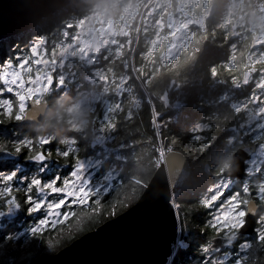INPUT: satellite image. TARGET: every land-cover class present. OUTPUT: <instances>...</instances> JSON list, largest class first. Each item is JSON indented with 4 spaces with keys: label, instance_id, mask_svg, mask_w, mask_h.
<instances>
[{
    "label": "trees",
    "instance_id": "1",
    "mask_svg": "<svg viewBox=\"0 0 264 264\" xmlns=\"http://www.w3.org/2000/svg\"><path fill=\"white\" fill-rule=\"evenodd\" d=\"M98 1L73 0L70 5L41 21V26L39 23L35 29L0 41V76L3 65L8 61L16 63L17 55L26 58L28 65L32 66L28 46L36 38L44 40L48 53L46 61H52L51 66L58 62V50L77 30L80 22H85L86 26L93 25L94 20L87 18ZM124 1L130 5V13H134L131 14L133 25L129 29L132 35L130 46L125 43L129 38V34L125 33V38L120 39L121 48L113 49L106 57L98 55L96 65L85 64L82 58H71L67 54L62 68L55 70L51 77L55 83L63 86L54 88L46 95L49 121L42 125L43 128L48 126L46 132H39L41 126L37 124H26L21 122L22 118L16 119V115L22 117V112H17L19 100L13 94L3 98L10 99L17 108L12 115H9L6 106L0 112V145L13 154L10 159H0V177L13 172L15 177L10 185L0 180V193L12 187L24 221L19 218L4 225L3 219L6 218L0 215L3 218L0 219V264H40L75 239L133 206L156 171L159 144L185 154L193 170L201 172L196 183L209 184L214 180L211 178L213 172L206 174L205 167L209 166L212 171L220 173L240 145L256 143L258 148L264 145V137H258L261 132L264 133V129L260 132L254 129L258 123L264 124V114L253 119L257 108L264 106V53H253L246 40L231 39L230 29L224 24L218 25L212 15L207 19L208 29H196L186 34L181 48L169 59L165 53L171 47L173 38L163 23L155 24L156 20L148 19V8L143 13L149 0H121L118 4ZM116 10H120L118 14L123 11L120 8ZM146 18L150 27L146 24ZM33 29L40 31L31 39ZM64 29L67 30L65 33ZM137 36L135 45L133 40ZM53 51L55 54H50ZM60 59H63L62 56ZM59 77H62L60 82ZM258 94L259 97H254ZM167 95L171 98L170 105L163 100ZM256 99L257 103L254 102ZM155 116L156 123L153 122ZM42 134L49 135L47 144L38 143L37 139ZM97 139L104 140L103 145L96 144ZM18 144L21 148L19 153L16 152ZM108 148L116 151L109 158L106 152ZM38 149L45 158L37 163L43 162L45 165L49 162L51 173L46 179L52 181L58 177V186H64L71 180V172H76L75 165L81 159H92L101 165L97 170L93 168L92 183L108 177L113 179V185L105 192V186L100 188V184L98 189L103 191L90 195L103 194L100 207L92 209L93 199L89 196L88 205L71 207L76 208L77 212L67 225L58 223L55 228H45L33 234L27 231L37 222L36 217L40 214H29L26 197L30 195L33 198L34 193L38 194L39 191L38 186L29 188L31 179L42 178L37 163L29 162L30 157L37 156ZM260 151L264 152V149ZM65 152L68 153L66 157L63 155ZM259 162L261 167L259 165L256 170L264 171V156ZM248 176L246 173L242 180H236L237 183L243 184ZM263 179L264 176L259 178L257 187L264 185ZM257 190L249 198H255ZM59 195H67V192ZM55 197L59 198L50 193L47 198ZM179 199L180 193L176 199L180 222L177 233L185 228L179 216ZM6 200V194L0 196V210L6 208ZM66 209L67 206L63 208ZM202 216L199 210L186 214L188 233L183 240L188 246L172 255L169 264H213L211 258L206 259L205 255L208 254L201 251V247L208 243L211 236L223 235L226 230L213 233L222 230L221 227L211 223V213L206 219ZM73 220L77 223H73ZM262 234L264 231L257 232L259 239L256 232L248 238L240 237L250 242L243 253H238V246L235 245L233 249L211 254L215 257L231 256L217 264H263Z\"/></svg>",
    "mask_w": 264,
    "mask_h": 264
},
{
    "label": "rangeland",
    "instance_id": "2",
    "mask_svg": "<svg viewBox=\"0 0 264 264\" xmlns=\"http://www.w3.org/2000/svg\"><path fill=\"white\" fill-rule=\"evenodd\" d=\"M121 0H99L96 5L94 6V8L91 9V12L89 13V18H87V20L89 19H93L94 21H96V24L94 25H87L85 27V29H81L80 25L82 24V21L80 22L79 27L77 28V30L71 34V36L69 37V40L64 41L63 45L61 46V48L58 50V57L59 60L58 62H56L55 64L51 65H45V66H41L38 67L35 65V62L37 61L38 58H43L44 60H47V58L45 57L48 53L46 52V48H45V43L43 39L40 38H36L35 40H33L28 48H29V55L31 57V62H32V66L28 65L27 63V59L23 58L21 55L20 56H16V63L12 62V61H8L3 65V72H2V76L7 73L8 74V82L7 83H2L3 85L0 86V90H3V98H6L7 96H9V94H13V97L16 100H19V104L23 103L24 104V110L27 108L28 106V102L30 99H33L35 97H37L36 92H37V88L39 86L37 79L39 77L40 74H43L45 76V78L47 79V81H49V79L52 77L53 73L55 70H59L62 68L63 63L62 60L60 59L63 52L65 50L68 51L69 56L71 58H75V57H79L82 58L83 62L86 64H98L97 62V56L93 55L91 53V51L89 50V39L86 37L87 31L88 30H94L96 28H99V24H100V19L101 16L103 14H105L106 16H108L106 14V11L103 10L102 6H108L111 5L112 8L114 9H123V11H121V14H118V11L120 10H116V14L114 13L113 17L110 18L108 16L109 20H113L116 23V36L115 38H113L111 40V43L109 45V47H105L103 52L101 53L102 56H107L108 52L112 51L113 49H120V45L122 44V39L125 38V33L129 34V29L131 28V26L133 25V19H132V15H134V13H130L129 11V7L130 5L128 3H126L124 1V3L122 4H118ZM148 6V4H147ZM147 6L145 7L144 11L147 9ZM206 13H208V11L205 12V14L202 16L201 20H200V31H205L207 28L206 24H207V15ZM47 19L43 18L41 21ZM140 20H141V16H140ZM148 19L146 18V24L148 25ZM45 24H43L42 26H44ZM162 25V23H161ZM41 26V22L40 25ZM37 26V27H39ZM150 27V24H149ZM36 28V27H35ZM34 28V29H35ZM187 28L189 27H184L183 28V35H181V30L182 29H178L173 35L172 38L174 37H180L179 39H172V45L171 47H169L165 53V56L167 58H171L175 55V52H177L183 43V39L186 38V31ZM34 29L30 32V37L31 39H33L37 34L38 31H34ZM67 30L64 29L63 33H65ZM143 31L145 32V28H143ZM138 35V31L136 32ZM69 34V33H68ZM132 35L129 34V38L128 40L125 42L126 45H128V47L131 44L132 41ZM81 38L82 39V43L79 46H75L74 45V40L75 38ZM122 38V39H121ZM121 39V40H120ZM138 40V36L133 40V43L136 45V41ZM154 44L159 43V41H152ZM135 45L133 47V50L135 49ZM233 48V46H231V49ZM32 49H35V51H32ZM50 54H55V51H53ZM104 57V58H105ZM106 59V58H105ZM1 70V67H0ZM12 73H17L18 75L16 77L12 76ZM62 80V77H59V82ZM263 83H264V79H263ZM58 84L59 83H55V86L53 85L50 89H54V88H58ZM13 87L11 88L13 91L12 92H8L6 89H8L9 87ZM47 86V85H46ZM44 91H45V87H44ZM14 92V93H13ZM50 92V91H49ZM15 93H20L21 95H23L25 97V99L23 101H21L19 99V97L17 95H15ZM147 95V100L149 102H151L150 96L148 94ZM254 97H259V94L254 96ZM10 100V99H9ZM164 102L167 105H170V95L166 96L165 99H163ZM140 103V102H139ZM138 103V104H139ZM174 103H177L176 101H174ZM177 106V105H175ZM5 106L3 107V110ZM17 112L21 113V115L23 114V111L19 110V107L17 108ZM48 114V113H47ZM261 115L264 114V106L263 107H259L257 108V111L254 113L253 115V119H256L257 117H259ZM156 116L154 117V123H156ZM48 119H47V115L45 116L44 119V123L38 126H41L38 128V131L40 132H46L48 126H45L43 128L42 125H44L46 122L48 123ZM260 122L258 123V125H256L254 127V129H256L257 131H261L264 129V124ZM258 137L260 139H262L264 137V133L261 132ZM49 135H40V137L37 139L39 144H43V141H48L49 139ZM96 144H100L103 145L104 140L101 139H97L95 140ZM47 144V143H46ZM44 144V145H46ZM264 147V145H260L258 148L257 153L250 159L247 161L246 165V173L249 175L248 178L245 180V182L243 184H238L237 181L235 179H231L228 177H224L222 175V172L220 170V173L217 170H211L209 166L205 167V173L209 174L212 173V177L214 178V180H212L211 184L206 183V182H197V178L199 177V173L201 174L200 171H196L195 169L193 170L192 168V175L190 176V178L188 179V181L185 183V185L182 187V189L180 190V211H179V216L180 219L182 220L183 224H184V230L178 231V235H177V241L175 243V247L173 250V254L174 255L178 250H184L187 248V243L185 242V240H183L184 236L187 235L188 233V221H187V217L186 214L187 213H197L198 210L199 212L202 211V217L203 219H206L209 217L210 213H211V223L215 224L217 223L219 227H221L222 230L219 231H213L218 233V232H223V230H226L225 234L223 233L224 236H230L233 234H237V232H234L233 230L237 231L238 228L241 226V224L244 221V216L246 213V204L250 199H254L257 203L258 206H260V212L257 215V226H256V236L259 239L260 236L257 235V232L260 231H264V185H260L261 187H257L258 182L260 181L259 178L264 176V171L261 170H256L258 168V166L261 164L259 161H261V157L264 156V152L260 151L261 147ZM169 150H173L171 148L166 149L164 148V146L160 145L158 146V159H157V166L159 164H161V161L163 160V158L165 157L167 151ZM38 152H42L41 150L38 149ZM38 152L36 154H38ZM107 157H111L112 154L116 153L114 148H108L107 149ZM36 155H33L32 157L29 158V162L31 163H37L38 161H36L35 158ZM259 159V160H258ZM43 162H39L37 163V168L39 169V171H41L42 173V178L40 179L43 182V186L42 189L37 191L38 194L34 193L33 196V204H35V202H37L36 200H38L39 202H41L42 207L35 212H38V214H40L39 216H37V222L34 223L31 227H41L42 229L45 228H49V227H57L58 223L62 226L67 225L74 217V214L77 212L76 208H72L73 205H88V201H89V196L90 195H97L98 192L101 190L98 189L99 185L100 188H103V186H105L104 191L107 192L108 190H110V188L113 185V179L112 178H103L101 181H95L94 183L91 182V179L93 177L94 174V169L96 170L99 169V167L101 166L98 161H94L92 159H81L75 166L77 168H80L82 166L85 167V169H83L82 173H79L78 171H74L71 172V180L66 182L64 184V186H58L55 183V187L58 189V191L53 192L51 189H46L44 187V185L48 182H50L49 180L46 179V177L51 173V170L48 169L49 166V162H47L45 165L42 164ZM48 164V165H47ZM227 167L230 165V161H228ZM227 167H223V170H225V168ZM261 167V165H260ZM259 167V169H260ZM114 168V167H113ZM92 169V170H91ZM84 171V172H83ZM74 173V174H73ZM203 174V173H202ZM80 176H82L84 179L83 181H79ZM107 176V175H106ZM44 179V180H43ZM54 181V180H52ZM262 182H264V179L262 180ZM91 183V184H90ZM257 183V184H256ZM37 187V186H36ZM35 187V188H36ZM198 188V190L196 189ZM258 189V190H257ZM61 190H65L67 193L71 192L72 195L68 197V195H64V196H60V192ZM257 190V192L255 193V198L251 197L249 198L252 194H254V192ZM103 191V189L101 190ZM53 193L54 196L58 195L59 198L55 197V198H47L49 197V194ZM103 195V194H101ZM101 195L99 196H90L93 200H91V206L92 209L94 207H100L102 205L101 203ZM213 197H216V199H213ZM258 198V199H256ZM61 200L64 201V203L60 206V207H54L53 205L58 204ZM204 201H209L208 204H204ZM19 205V203H17ZM177 207H179L178 202L176 201ZM68 207V209L63 210L64 207ZM29 204L28 207L29 208ZM8 212H9V217L6 219H3L0 217V219L5 220V222L3 223L4 225H7L9 223H11L12 221H17V219L20 218V220H23L20 216V205L19 207H13L11 209V211H9L8 209V205L5 208ZM211 210V211H210ZM241 213H243V215H241ZM31 214V213H29ZM176 215L178 216V212L176 210ZM28 216V214H27ZM32 216H36L34 215V213H32ZM65 216L67 217V219H65ZM198 218H199V213L197 214ZM35 217L33 218V220L36 219ZM41 220H45L46 223H44L42 226L40 225V221ZM73 223L77 221L73 220ZM179 220H178V228L180 227L179 224ZM2 224V223H1ZM233 225H237L236 227H233ZM259 225V228H258ZM21 226V225H20ZM208 226V225H207ZM24 227V226H23ZM21 228V232H24V228ZM210 229H212V227L208 226ZM30 229H28L27 232L32 233L30 231ZM220 229V228H219ZM218 230V229H217ZM231 232V233H230ZM234 232V233H232ZM241 237H246L248 238V235H244ZM208 241V240H207ZM241 243V244H239ZM249 241L248 240H238V243L236 244V246H238V253H243L245 250H247L248 246H249ZM207 244H205L204 247H201V251L204 250L206 254V259L207 258H211V261H213V264H217V262H224L225 259L230 258V255H226V256H214L213 254L218 252V251H214V252H207ZM210 253V255H209ZM213 253V254H211ZM217 259V261H216ZM171 259H169L167 261V264H169V261Z\"/></svg>",
    "mask_w": 264,
    "mask_h": 264
},
{
    "label": "water",
    "instance_id": "3",
    "mask_svg": "<svg viewBox=\"0 0 264 264\" xmlns=\"http://www.w3.org/2000/svg\"><path fill=\"white\" fill-rule=\"evenodd\" d=\"M73 0H0V41L39 25L43 18L68 6ZM209 12L212 16L214 8ZM106 14L113 15L111 11ZM209 16V15H208ZM209 16V17H210ZM91 24L93 21L90 22ZM86 23L83 22L82 29ZM108 32L115 33V24L109 23ZM89 50L95 56L110 44L106 40L102 44L99 33L88 34ZM82 43L81 38H75L74 45ZM263 41L251 44L250 49H256ZM67 50L62 54L66 60ZM52 61L38 58V67L51 65ZM45 77L40 74L36 95L44 94ZM55 83L54 78L47 81L46 89ZM62 87L60 83L58 85ZM264 87V84H263ZM258 102V99L254 101ZM48 102H38L31 99L28 109L24 111L22 123L41 125L48 113ZM165 148V147H164ZM261 149H264L262 147ZM256 143H246L237 147L230 159V165L223 170L224 177L242 180L246 176V162L257 152ZM13 156L8 150L0 151V159H10ZM37 161H41L35 157ZM44 160V159H43ZM42 160V161H43ZM84 168H76L82 171ZM192 174V167L185 154L178 150L167 151L164 159L156 168L154 175L137 202L116 217L104 222L95 230L90 231L72 241L57 253L43 260L40 264H167L172 256L177 241L178 217L176 215L177 195ZM83 177L79 178L82 181ZM41 184L38 189H41ZM66 194L65 191L60 192ZM67 195H71L68 192ZM260 208L254 199L246 204L244 221L233 236L214 235L208 240V251H226L233 249L240 236H251L256 232L257 215ZM9 213L0 210L1 216ZM264 264V263H263Z\"/></svg>",
    "mask_w": 264,
    "mask_h": 264
},
{
    "label": "flooded vegetation",
    "instance_id": "4",
    "mask_svg": "<svg viewBox=\"0 0 264 264\" xmlns=\"http://www.w3.org/2000/svg\"><path fill=\"white\" fill-rule=\"evenodd\" d=\"M229 4L233 6L238 5L239 7L236 11L225 12L224 16L221 18H217L214 10L213 16L215 17L213 19L215 20V22L217 21L218 25L224 24L226 25L227 28L230 29L231 39L238 41L241 40L248 41L249 49L254 41L255 43H259L263 41L264 0H229ZM147 8H148V17H149L148 19L150 21L156 20L155 24H159V25L163 23L164 26H166L167 29L169 30L171 36L178 29H182L181 30L182 32L180 34L181 37V35H183V28L185 26L189 27L187 28L186 34L192 33L196 29H200V20L206 11L209 12V10L212 8V5L206 4L205 0H149ZM107 15L109 16V14ZM108 16L103 14L100 19L99 28H96L94 30H88L86 37L88 34L92 35L93 33L96 32L99 33L100 37L102 38V44L106 40H109L111 43V40L116 36V23L113 20H109ZM113 16L114 15H110L109 17L112 18ZM111 22L115 24V33L113 35H110L107 29L109 23ZM94 24L95 21L93 25ZM180 37L177 38L174 37L173 39H179ZM234 42L236 43V41ZM109 45L107 47H109ZM104 48L101 50V53L103 52ZM251 51L253 53H259L261 55L264 53V45L261 44L259 47ZM62 61L64 62V59H62ZM62 70H64V67ZM46 85H47V79L45 80V83L43 85V87H45L43 96L42 97L37 96L33 99H36V101L38 102H42V101L47 102L46 95L48 94L49 91L52 92L53 89H49V90L46 89ZM26 109H28V106ZM23 115L24 112L22 114V117ZM4 210L6 209L4 208ZM4 217L8 218L9 214ZM12 222H16V221L14 220Z\"/></svg>",
    "mask_w": 264,
    "mask_h": 264
},
{
    "label": "snow or ice",
    "instance_id": "5",
    "mask_svg": "<svg viewBox=\"0 0 264 264\" xmlns=\"http://www.w3.org/2000/svg\"><path fill=\"white\" fill-rule=\"evenodd\" d=\"M32 51H35V49H32ZM17 75H18L17 73H12L13 77H16ZM7 82H8V74L5 73L3 76H0V83H7ZM6 90L8 92H12L13 91L11 88H8ZM15 95H17L21 101H23L25 99V97L23 95H21L20 93H15ZM2 97H3V90H0V112H2L3 111V107L6 106L9 109V115H12V113L16 110L17 105H14L11 100L2 99ZM18 107H19L20 111L24 110V104L23 103L19 104ZM21 118L22 117L20 115H16V119H21ZM43 143H48V142L47 141H43ZM0 150H4L2 145H0ZM20 150H21V148H20V145L18 144L17 147H16V152L19 153ZM63 155L66 157L68 155V153L65 152V153H63ZM37 158L42 161L45 158L43 152L38 153L37 154ZM14 177H15V173L13 172V173H10V174H7V175H3L2 177H0V180H2L3 182H8L9 185H10V182L14 179ZM58 179L59 178L57 177L56 180H58ZM56 180L46 183L44 185V187L46 189H51L53 192L58 191V189L55 187ZM40 184H41V180L39 178H33V179L30 180L29 188L39 186ZM4 194H6V196H7L6 203L8 205L9 211H11V209L13 207H19V205L17 204L16 199H15L13 193H12V187L11 186L5 188L3 190V193H0V196H3ZM213 199H216V197H213ZM26 203L30 205V207L27 209L29 213L38 211L42 207V204L39 201H37V202H35V204H33V198L30 195H28L26 197ZM63 203H64V201L61 200L58 204L53 205V206L58 208ZM208 203H209V201H204V204H208ZM241 215H243V213H241ZM65 219H67L66 216H65ZM44 223H46L45 220H41L40 221V225L41 226ZM236 226L237 225H233V227H236ZM41 230H42L41 227H33V228L30 229V231L33 234H38V233L41 232ZM262 235H264V234H262Z\"/></svg>",
    "mask_w": 264,
    "mask_h": 264
},
{
    "label": "clouds",
    "instance_id": "6",
    "mask_svg": "<svg viewBox=\"0 0 264 264\" xmlns=\"http://www.w3.org/2000/svg\"><path fill=\"white\" fill-rule=\"evenodd\" d=\"M205 3L212 5V7L215 10V14L217 18L223 17L225 12L227 11H236L239 7L238 5L237 6L230 5L229 0H205ZM102 7L104 11H111L113 14L116 11V9L112 8L111 5L102 6ZM206 15L210 16L211 12L206 13ZM197 51H199V49ZM213 75H215L214 71H213ZM224 167H227V165H225ZM221 171H223V167L221 168Z\"/></svg>",
    "mask_w": 264,
    "mask_h": 264
},
{
    "label": "bare ground",
    "instance_id": "7",
    "mask_svg": "<svg viewBox=\"0 0 264 264\" xmlns=\"http://www.w3.org/2000/svg\"><path fill=\"white\" fill-rule=\"evenodd\" d=\"M164 159V158H163ZM178 196V195H177ZM174 205H175V208L177 209V204L176 203H174Z\"/></svg>",
    "mask_w": 264,
    "mask_h": 264
}]
</instances>
